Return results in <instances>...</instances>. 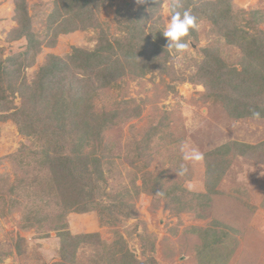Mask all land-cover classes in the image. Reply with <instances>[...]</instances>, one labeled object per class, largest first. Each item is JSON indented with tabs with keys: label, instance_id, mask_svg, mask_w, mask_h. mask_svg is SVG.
Here are the masks:
<instances>
[{
	"label": "rangeland",
	"instance_id": "rangeland-1",
	"mask_svg": "<svg viewBox=\"0 0 264 264\" xmlns=\"http://www.w3.org/2000/svg\"><path fill=\"white\" fill-rule=\"evenodd\" d=\"M54 1L0 0V59L17 57L27 47L24 37L10 39L13 28L30 26L39 42L37 53L32 52L33 63L21 61L18 71L2 81L5 100L0 103V264H200L195 246L204 233L188 232L189 229L205 230L215 219L230 218V224L237 226L240 233L235 236L239 244L227 264H264V204H260L264 197V167L251 171V176L241 174L237 169L245 168L240 161L246 158L235 160L218 186L227 195L219 197V201L215 199L211 209L201 207L191 195L205 192L206 159H211V152L230 141L251 145L264 142V118L232 117L229 104L222 97L208 98L202 84L176 82L159 71L141 77L126 72L97 89L91 98L93 113L98 118L97 131L85 140L80 152V162L88 160L91 164L88 172L81 173L83 165L79 163L73 169L74 175L63 177L55 159L59 156L76 160L77 133L63 139L49 133L50 130L44 131L41 124L52 126L57 132L68 128L70 106L66 97L59 96L70 88L72 75L82 78V72H67L63 85L53 88L58 99L51 92L55 100L45 108L38 103L35 116L19 117V123L6 117L21 105L33 107L21 94L13 93L19 84L27 82L32 87L26 94H41L37 81L48 55L59 56L71 66L73 60L69 55L73 48L90 51L95 46L96 32L92 28L53 35L54 25L49 26L46 14ZM171 2L162 0L154 17L143 27L147 33L154 28L150 36L161 48V57L167 52L169 68L188 74L203 56L202 49L214 36V29L202 19L198 40L188 41L186 52L168 49L167 38L157 35L162 34L160 29L168 21L164 6ZM231 4L233 11L259 13L252 27L246 24V13L238 16L239 31L257 36L258 31L264 32V0H231ZM117 9L132 17L140 9L148 11L143 0H108L95 7L112 45L121 34L114 19ZM156 16L159 21L154 20ZM230 48L222 54L224 61L239 69L240 51ZM14 67L10 65V69ZM172 86L174 90L170 89ZM44 96L50 97L48 88ZM56 101L53 112L51 105L54 108ZM49 111L54 115L47 120ZM33 125L37 129L32 130ZM181 142L198 149L203 159L183 161ZM253 161L259 167L264 165L263 148L255 155L251 153ZM181 163L187 164L188 171L178 176L175 172ZM234 192L246 204H242L243 211L237 209ZM183 193V201L191 200L193 207L176 214L179 204L175 196ZM73 202L78 207L92 202L95 207L88 212H74L71 207L70 212L66 211L70 233L88 237L75 250L69 243L64 259L58 233L51 226L65 204ZM248 204L251 212L247 211ZM202 214L204 218L200 217Z\"/></svg>",
	"mask_w": 264,
	"mask_h": 264
},
{
	"label": "trees",
	"instance_id": "trees-1",
	"mask_svg": "<svg viewBox=\"0 0 264 264\" xmlns=\"http://www.w3.org/2000/svg\"><path fill=\"white\" fill-rule=\"evenodd\" d=\"M107 1L55 0L46 14L49 26L54 25L53 35L56 36L75 30L87 31L92 28L96 32L95 46L90 51L73 48L72 53L69 55V58L73 60L72 63H69L72 64L71 66L59 56L48 55L47 62L39 70L40 75L37 81V85H39L37 90L41 94L38 95L29 91L26 94L27 89L32 87L27 82L19 84L14 93L12 92L13 95L21 94L28 102L30 101V104H33L30 109L27 105L13 107L15 109L6 116H10L15 123H19V117L29 119L36 114L38 103L44 105L45 108L48 102L58 99L53 88L63 85V79L67 78L68 75L67 72L71 71L73 73L75 69L82 72L79 73L82 78H78L75 74L72 75L74 80L70 88L67 92L65 90L61 92L59 96L66 97L68 99L67 106L71 107L68 111V118H71L70 122L67 123L68 128L57 132V129L52 126L41 124L44 131L49 132L50 130L49 133L56 134L63 139L74 131L77 133V139L74 141V150L78 154L76 160L72 158L59 159V156L58 159L57 157L55 159V165L59 168L63 177L74 175L73 169L79 163L83 165L81 173L88 172L91 164L88 160L80 162V152L85 140L94 136L97 131L98 118L96 119L97 115L93 113L91 98L97 89L104 88L111 80L121 78L126 72L141 77L147 72L159 71L167 74L171 80L176 82L186 81L202 84L208 98L222 97L229 104L232 117L253 118L252 111L255 110L261 113V118H264V32L258 31L257 36L241 32L236 28L238 16L245 13L248 15L246 24L252 27L255 24L253 22L258 21L256 15L259 13L257 11H233L231 0H182L183 9L178 10L190 9L192 14L197 17L198 24L200 20L205 19L211 23L214 29L212 31L214 36L202 49L203 56L194 64L188 74H183L169 68V65H167L169 57L167 52L163 57L158 54V50H161V48L150 36V34H153L154 28L151 27V32L147 33L143 27L149 18L154 17L162 0H143L148 11L145 12L140 9L135 17L122 14L117 9L114 19L121 34L114 39L113 45L111 41L106 39L107 36L96 16V11H94L95 7L98 8ZM154 20L159 21V17L156 16ZM12 30L10 39L16 40L24 37L28 43L24 52H20L17 57L11 56L0 59V103L5 100L2 87L3 79L7 75L18 71L19 66L22 64L21 61L26 60L29 64H32L35 57L32 52L37 53V49H39V42L36 41L37 35L30 30V26H27V28L21 26L19 29L13 28ZM198 31L199 29L191 31L187 38L188 41H197ZM158 36L161 39L164 37L163 34ZM229 46L240 51L238 55L239 69L235 64H228L224 61L225 58L222 54ZM230 51L234 52V50ZM10 65L15 67L10 69ZM126 68H128L127 71ZM9 88L11 87L9 86ZM46 88H48L49 96L51 92L52 95H56L54 100L51 98L54 96L45 99ZM170 89L174 90L175 88L172 86ZM57 105V101L54 108L51 105L53 112ZM53 115L54 113L49 111L47 120L52 118ZM31 129L35 130L37 128L33 125ZM61 138L58 139L61 140ZM259 148L264 149V142L259 145H251L244 142L230 141L211 152V159H206L205 192L191 194L199 205L211 209L215 199L219 201V197H226L227 194L225 195L223 189L218 188V186L225 180L227 172L231 170L230 167L238 156H244L249 152L255 155ZM185 192L188 191L185 189ZM183 195L184 193L175 196L179 204L176 214H179L181 210L184 211L186 207H193L191 206V200L183 201L181 198ZM233 196V200L238 203L237 209L239 210L242 205L241 199L236 192ZM69 207L75 209L74 212H88L95 205L91 202L87 206L78 207L74 202L66 203V210L64 209L59 214L56 223L51 226L58 233L60 252L64 259H66L64 255L68 251L66 249L69 243L72 242V248L75 250L77 245L88 237L87 234H71L68 230V222L65 218L66 211L70 212ZM200 217L204 218L205 216L202 214ZM231 220V218L229 221L215 219L208 225L209 227L206 226L205 230L202 228L199 230L189 229L188 232L204 233L199 237V245L195 246L196 256L200 264H227L233 248L237 245L235 234L240 233L237 226L230 224L232 223ZM41 226L43 225L41 224ZM150 245L153 249V243H150Z\"/></svg>",
	"mask_w": 264,
	"mask_h": 264
},
{
	"label": "clouds",
	"instance_id": "clouds-1",
	"mask_svg": "<svg viewBox=\"0 0 264 264\" xmlns=\"http://www.w3.org/2000/svg\"><path fill=\"white\" fill-rule=\"evenodd\" d=\"M165 11L168 13V21L160 31L167 38V48L174 50L176 53H184L189 48L188 37L191 31L199 29L197 17L192 14L190 9H183L182 0H172L171 4H166ZM252 116L255 119L261 118L259 111H252ZM180 151L182 160L186 162L200 161L203 159V153L192 147L187 142H181ZM188 171L186 163H181L179 169L175 172L176 175H185ZM162 194V193H158Z\"/></svg>",
	"mask_w": 264,
	"mask_h": 264
},
{
	"label": "crops",
	"instance_id": "crops-1",
	"mask_svg": "<svg viewBox=\"0 0 264 264\" xmlns=\"http://www.w3.org/2000/svg\"><path fill=\"white\" fill-rule=\"evenodd\" d=\"M240 158H246V161L245 160H242V161H240L241 162V164H242V166H245V168L243 169V167H239L238 169H237V172L239 173H241V172H243V173H248L250 176H251V171H254V172H256L257 170H259V169H262L263 167H264V165H261L262 167H259L260 165H257V163H255L254 161L253 162H251V152H249V153H247L246 155H244V156H238L237 157V160L238 159H240ZM252 164V165H251ZM263 170V169H262ZM262 173H264V170H263V172ZM242 174V173H241ZM261 176L262 175H259V181H261L260 180V178H261ZM258 181V180H257ZM263 196H264V194H263ZM250 198V197H249ZM248 198V199H249ZM263 201H264V197L261 199V201H260V204H261V206H262V204H263ZM241 203L242 204H244L243 203V201L241 200ZM248 203V202H247ZM242 206V205H241ZM244 206H246V204H244ZM250 204H248L247 205V207L249 208H247L248 210L247 211H249V212H251V209H250ZM261 208H263V207H261ZM241 210L243 211V206L241 207ZM236 235H239V233L238 234H235V236ZM234 236V235H233ZM235 241H236V243H237V245L239 244V239H238V237H235ZM237 245L235 246V248H233V251H232V255H231V257L228 259V261L229 260H231L232 259V256H233V254H234V251H235V249L237 248ZM230 246H232L231 244H230ZM228 263V262H227Z\"/></svg>",
	"mask_w": 264,
	"mask_h": 264
}]
</instances>
